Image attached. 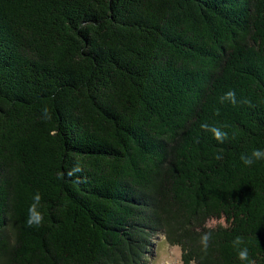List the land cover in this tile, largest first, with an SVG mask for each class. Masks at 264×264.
I'll return each instance as SVG.
<instances>
[{
    "label": "trees",
    "instance_id": "1",
    "mask_svg": "<svg viewBox=\"0 0 264 264\" xmlns=\"http://www.w3.org/2000/svg\"><path fill=\"white\" fill-rule=\"evenodd\" d=\"M254 149L264 0H0V264H264Z\"/></svg>",
    "mask_w": 264,
    "mask_h": 264
},
{
    "label": "clouds",
    "instance_id": "2",
    "mask_svg": "<svg viewBox=\"0 0 264 264\" xmlns=\"http://www.w3.org/2000/svg\"><path fill=\"white\" fill-rule=\"evenodd\" d=\"M224 100H229L231 103L235 104L237 102L235 92L229 91L225 93L224 96L221 97V101L223 102ZM43 111L47 115L48 109L45 108ZM201 128L211 131L214 135V138L220 141L221 143H223V141L227 138V133L222 132L219 128H216V127L210 128L209 125L207 124H202ZM216 158L220 159L221 157L217 156ZM241 160L245 165L251 166L255 161L264 160V150L254 149L250 155H242ZM74 171H79V168L75 169ZM40 199L41 197L39 193H37L34 197L35 202L28 209V217H27L26 223L29 227L39 226L43 222V215L37 210V205L39 204ZM210 239H211L210 232H206L201 235L200 242L202 246L204 247V249H207L208 242ZM243 243H244V239L241 236H237L233 240V246L239 249L238 259H240L241 261H248V264H255V260H251L249 258L247 247L240 248V245H242Z\"/></svg>",
    "mask_w": 264,
    "mask_h": 264
},
{
    "label": "rangeland",
    "instance_id": "3",
    "mask_svg": "<svg viewBox=\"0 0 264 264\" xmlns=\"http://www.w3.org/2000/svg\"><path fill=\"white\" fill-rule=\"evenodd\" d=\"M208 224L214 226L216 222L210 221ZM149 245L147 261L144 264H182L180 248L170 244L164 235L157 234L149 240Z\"/></svg>",
    "mask_w": 264,
    "mask_h": 264
}]
</instances>
